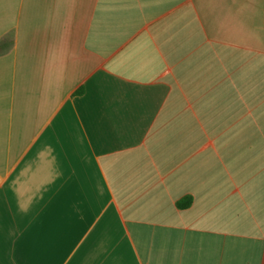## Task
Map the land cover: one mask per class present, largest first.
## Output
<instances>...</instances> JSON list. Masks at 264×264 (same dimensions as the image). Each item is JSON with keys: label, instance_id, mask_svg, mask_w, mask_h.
Here are the masks:
<instances>
[{"label": "crops", "instance_id": "obj_1", "mask_svg": "<svg viewBox=\"0 0 264 264\" xmlns=\"http://www.w3.org/2000/svg\"><path fill=\"white\" fill-rule=\"evenodd\" d=\"M0 264H264V0H0Z\"/></svg>", "mask_w": 264, "mask_h": 264}, {"label": "trees", "instance_id": "obj_2", "mask_svg": "<svg viewBox=\"0 0 264 264\" xmlns=\"http://www.w3.org/2000/svg\"><path fill=\"white\" fill-rule=\"evenodd\" d=\"M190 199H188L187 201H185V202H183V203H181V206H188L190 203Z\"/></svg>", "mask_w": 264, "mask_h": 264}]
</instances>
